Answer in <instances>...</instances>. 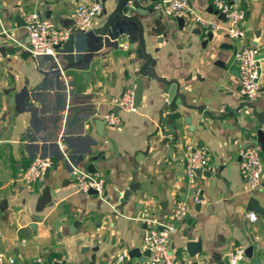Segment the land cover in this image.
Returning a JSON list of instances; mask_svg holds the SVG:
<instances>
[{
  "label": "crops",
  "instance_id": "crops-1",
  "mask_svg": "<svg viewBox=\"0 0 264 264\" xmlns=\"http://www.w3.org/2000/svg\"><path fill=\"white\" fill-rule=\"evenodd\" d=\"M80 1L0 0V16L26 44L27 12L38 9L59 27H68ZM91 1H100L104 14L116 6V0ZM144 1L156 7L162 0ZM229 1L246 11L247 45L263 54L264 0ZM192 4L197 14L223 28L209 30L190 16L180 27L178 17L164 15L163 21L173 25L163 36L149 17L143 18L147 53L157 62L153 70L181 85L184 98L175 99L173 109L166 107L164 83L140 73L146 61L137 53L135 24L109 38L76 30L56 56H34L0 36L5 47L0 52V251L16 264H89L93 254L96 264H138L130 254L147 250L143 235L149 221L170 220L179 201L189 204L190 213L171 241L177 264H226L239 246L253 252L240 264L256 259L264 264V176L261 186L251 190L240 167V148L258 144V131L264 133L257 119L264 113V59L261 95L249 102L239 93L237 43L227 35L228 20L211 8V0ZM105 17L95 19L94 29ZM138 80L142 101L137 111L118 110L122 130L106 123L100 132L96 121L115 112V100L126 88H136ZM25 88L28 94L18 97ZM61 145L75 165L105 178L106 200L78 190ZM189 146L209 152L212 169L197 176L204 190L201 204L193 203L194 190L184 174ZM40 156L53 158L50 175L27 184L24 172ZM130 186L135 190L119 209L121 194ZM252 197L263 213L250 209ZM250 212L257 214L256 221L250 222ZM198 239L202 251L190 257L186 242Z\"/></svg>",
  "mask_w": 264,
  "mask_h": 264
},
{
  "label": "built area",
  "instance_id": "built-area-1",
  "mask_svg": "<svg viewBox=\"0 0 264 264\" xmlns=\"http://www.w3.org/2000/svg\"><path fill=\"white\" fill-rule=\"evenodd\" d=\"M213 7L219 14L228 20L226 27L227 35L234 39L237 43L235 56L239 64L240 90L239 93L249 102L256 101L260 93L259 84V59L258 55L261 51L256 46L247 45L246 31L244 30V22L246 11L231 3L229 0H211ZM156 8L163 15L182 17L190 16L199 25L209 30H217L223 28L218 22L207 20L204 16L194 11L192 0H162L158 2ZM104 10V5L100 1L84 0L77 4V8L72 16L71 25L68 27L56 25L44 12L35 9L26 13L24 17L27 43H20L4 26L0 16V36H7L11 41L21 45L29 53L34 56H56L59 48L64 42L70 39L72 33L76 30L91 31L94 29V21ZM126 47H128L126 45ZM115 106L119 111L136 112L137 103L135 96V88L128 87L115 100ZM223 110V109H222ZM114 111L107 112L105 116L106 123L109 127L119 131L123 128L122 116ZM62 154L65 155L67 161L71 165V172L74 177L75 184L81 192L89 193L95 190L101 199L105 198V178L96 171L91 172L86 168L75 165L69 153L63 149ZM188 154L184 166V174L191 187H193V203L201 204L203 197V187L197 182L199 171H210L209 152L205 149L187 148ZM241 155V172L247 179L251 190L259 188L264 176V162L262 158V148L258 144H250L247 147L240 148ZM54 165L52 157H37L27 167L23 175V181L28 183H37L44 181L47 172ZM115 208V207H114ZM116 209V208H115ZM190 213V206L187 202L179 201L172 211L171 219L168 221H149L147 229L143 235V244L150 251L149 264H177L171 251V241L181 223ZM258 218L255 212L248 214V219L256 221ZM125 254H122L117 263L122 262ZM246 257V250L243 247H236L231 251L227 258L226 264H240ZM0 264H16L14 257L7 256L0 251ZM191 264V263H188Z\"/></svg>",
  "mask_w": 264,
  "mask_h": 264
},
{
  "label": "water",
  "instance_id": "water-1",
  "mask_svg": "<svg viewBox=\"0 0 264 264\" xmlns=\"http://www.w3.org/2000/svg\"><path fill=\"white\" fill-rule=\"evenodd\" d=\"M144 0H116L115 4V9L110 12L109 14H104L105 11L100 13L99 15H106L104 24L101 27H97L89 32V35L94 37V36H102V37H116L120 32H124L127 29V26L129 24H135L138 29V41L139 47L137 49V53L141 59H144L146 63L142 66L140 73L146 74V75H151L152 77L157 78L160 82L164 83V92L169 95V102L166 105V107L174 108V101L175 99L181 97L182 99L184 98L183 93L180 92V82L176 79H168L166 77H159L156 75V72L153 70L154 67L156 66V59H153L152 55L147 53V47H146V41L144 39V30H145V21L143 18H148L149 17V22H152L154 25L155 30L158 32V34L166 36L168 33H170L172 29L173 23H170L168 21H163V14L162 12L157 9L155 6L152 4H144ZM213 10L214 7H211ZM216 13H218L217 10H215ZM189 19V16H182L178 17L180 27L184 23H186ZM212 35V33H211ZM3 38V36H1ZM5 47L0 46V52L4 53ZM258 59L261 61L264 59V53L258 55ZM259 61V63H260ZM259 73H260V68H259ZM28 94L27 89L25 88L23 92H21L18 97H22V94ZM135 96H136V103L137 106L140 105L142 101V81L138 80L136 88H135ZM22 99L20 100V102ZM23 103V101L21 102ZM252 109H254V105H250ZM199 110H203L202 107H198ZM116 113L118 112V108L115 111ZM263 112L257 114V119L260 123H264L263 117ZM190 123V119L187 120ZM98 129L100 131L103 126L106 124L105 119H100V121H96ZM191 131L193 129L191 128ZM101 132V131H100ZM99 132V133H100ZM258 144L264 151V133L262 130L258 131ZM168 141V138H167ZM47 177L50 175V170L47 172ZM198 174H202V171H199ZM134 187L130 186L126 190H124L121 194V199H120V206L119 209H123V205L130 199V197L133 194ZM90 193L92 194H98L95 190H91ZM45 195L46 199H50L51 197V191L48 186L45 187ZM251 208L252 210H257L261 213L262 207L259 205L258 200L254 197L250 200ZM186 251L188 252V255L190 257H195L197 253L202 251V242L201 239H198L196 241H187L186 242ZM85 250H89L86 248ZM99 248H95V252H97ZM137 250H133L130 254L131 257H136L138 258V264H145L147 257L150 256V251L147 249L144 251L142 255H135L134 253H137ZM252 247L248 248L246 250V254L248 255L249 258L252 257ZM96 254H93L91 256V260L89 261V264H96ZM261 260L256 259L253 264H260ZM55 264H66L65 261L62 262H55ZM84 264V263H82ZM132 264V263H130Z\"/></svg>",
  "mask_w": 264,
  "mask_h": 264
}]
</instances>
